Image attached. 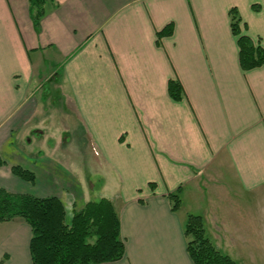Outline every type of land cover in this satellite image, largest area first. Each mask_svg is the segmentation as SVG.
<instances>
[{
	"label": "crops",
	"instance_id": "obj_1",
	"mask_svg": "<svg viewBox=\"0 0 264 264\" xmlns=\"http://www.w3.org/2000/svg\"><path fill=\"white\" fill-rule=\"evenodd\" d=\"M35 2L0 0V186L66 216L111 199L125 254L98 264H195L190 214L237 264H264V63L241 66L231 17L264 39V0H42L39 19ZM31 233L0 221V264H35Z\"/></svg>",
	"mask_w": 264,
	"mask_h": 264
},
{
	"label": "trees",
	"instance_id": "obj_2",
	"mask_svg": "<svg viewBox=\"0 0 264 264\" xmlns=\"http://www.w3.org/2000/svg\"><path fill=\"white\" fill-rule=\"evenodd\" d=\"M42 0L34 6L35 18L42 15ZM232 29L238 35L241 66L245 69L264 63V39L254 41L239 27L240 16L231 9ZM168 25L160 34L171 33ZM169 90L174 98L181 97V84L171 80ZM13 172L33 182L32 171L13 166ZM172 209L181 204L179 192L169 193ZM20 218L31 227L30 254L35 264H98L124 257L125 243L121 235L118 211L109 198L91 200L74 209L70 221L66 208L56 196L40 197L30 193L11 192L0 186V221ZM188 252L195 264H237L222 253L208 236L201 215L190 214L184 226Z\"/></svg>",
	"mask_w": 264,
	"mask_h": 264
},
{
	"label": "rangeland",
	"instance_id": "obj_3",
	"mask_svg": "<svg viewBox=\"0 0 264 264\" xmlns=\"http://www.w3.org/2000/svg\"><path fill=\"white\" fill-rule=\"evenodd\" d=\"M72 139H73L72 137L69 138V144L67 145V147H69V146H71L73 144ZM27 184H28V186H30V183H27ZM59 189H61V188H59ZM67 210H68V212H67L66 220L67 221H70L71 220L70 216H71V211H72L70 205L68 206V209Z\"/></svg>",
	"mask_w": 264,
	"mask_h": 264
}]
</instances>
